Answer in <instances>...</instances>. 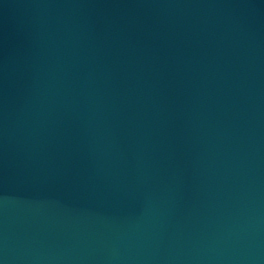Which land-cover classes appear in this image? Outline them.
I'll return each instance as SVG.
<instances>
[{
    "label": "water",
    "instance_id": "obj_1",
    "mask_svg": "<svg viewBox=\"0 0 264 264\" xmlns=\"http://www.w3.org/2000/svg\"><path fill=\"white\" fill-rule=\"evenodd\" d=\"M0 264H264V0H0Z\"/></svg>",
    "mask_w": 264,
    "mask_h": 264
}]
</instances>
